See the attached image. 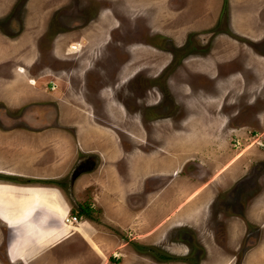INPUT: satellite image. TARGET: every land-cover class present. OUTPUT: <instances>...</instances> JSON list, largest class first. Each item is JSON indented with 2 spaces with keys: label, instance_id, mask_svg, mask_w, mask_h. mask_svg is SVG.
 I'll list each match as a JSON object with an SVG mask.
<instances>
[{
  "label": "rangeland",
  "instance_id": "obj_1",
  "mask_svg": "<svg viewBox=\"0 0 264 264\" xmlns=\"http://www.w3.org/2000/svg\"><path fill=\"white\" fill-rule=\"evenodd\" d=\"M42 2L45 3V0H31L25 9L21 8L23 12L27 10L28 13H20L21 18L27 22L33 14L36 20L40 21V28L43 30L50 24L48 27L52 29L51 34L43 39L41 53L49 56L47 52L52 35L57 34L58 37L56 49L57 41L62 42L63 48L71 44L69 50L66 47L61 55L67 58L65 64L58 65L50 61L49 65V58L45 57L43 63L37 64V69L32 67V72L46 67L38 71L42 75L37 76L40 80L36 79L35 90L39 92L48 80H52L54 84L57 82L50 74L49 67H60L64 70L61 79L67 80L61 81L62 84L56 86L53 91L59 104L57 121L60 125H68L67 122L75 123L81 135H77V138L85 140L81 145L84 151L102 150L103 147H107L102 144L104 140L112 138L119 141L120 148L126 153L133 152L140 162L141 155L146 156L145 153L156 144L154 139L156 133L171 138L182 136L181 152L187 151L191 154V151H197L201 159L197 160L195 156L192 159L189 153L183 155V160L187 157L184 163L187 171L183 170L185 173L181 171L184 175L182 186H185L188 180L192 182L193 189H189L192 196L189 194L184 196L183 202L193 198L202 200L207 183L216 178L217 173L218 176L221 175L223 168L228 165L232 169L243 162L247 167L253 161L254 153L258 150L257 143H264V0H62L54 6L51 4V8L48 9V13L55 12L51 20L50 16H47L48 13L44 12L46 9ZM16 7L17 3L12 10ZM168 28L174 29L175 33H171ZM94 35L96 43L93 41ZM187 42H190V47ZM95 44L99 46L93 49ZM134 44H141L144 48L138 49L136 54L130 49ZM6 45L5 48L0 36V77L5 79L6 77L1 74L9 71L6 63L11 56L15 55V58L19 56L21 50L26 47V42L21 35L14 45L12 42H7ZM179 45L181 47L177 48ZM125 46L136 61L132 71L143 67L141 72L149 74V92L140 101L138 92L127 94L124 87L118 90L117 95L120 98L118 99L111 86L113 73L117 67L109 64L112 61L111 53L113 51L115 56H119L122 50V56H126L127 53L123 55L126 52ZM167 50H174V56L164 54L163 51ZM55 54L57 55L56 51ZM170 61L172 62L166 66L163 75L157 76L160 69ZM121 78H124L123 74ZM99 87H102L101 91H97ZM80 88L85 93L86 101L92 106L93 112L90 106H81V102L78 103L82 99ZM10 90H13L11 86ZM35 90H31L32 94ZM3 91L8 90L3 88ZM114 103L123 104L129 109V113ZM75 106H79L80 111L74 110ZM64 115L67 118L63 119ZM66 128L63 126L60 131L43 129L36 133L22 130H8L9 132L4 134L0 132V147L5 143L8 149L14 148L9 146L11 140L19 139L24 146H28L26 145L28 143L36 146L37 143L39 147L48 143L49 149L46 150L50 153L52 144L65 146L72 143L74 134ZM220 144H223V147ZM170 151L171 154L165 153L162 156L163 159L166 158L167 163L173 161V150ZM9 152L16 154V150ZM55 152L53 150L51 153ZM17 154L19 156L20 153ZM44 155L42 154L41 158ZM96 157L99 160V157ZM40 163L39 172L34 174L33 178H25L28 181L21 185H37L38 189L42 188L44 191L56 188L58 191L54 190L61 193L62 201L55 206V215L64 216L68 211V215L62 218L63 229H72L74 223L87 221L92 227L88 230L90 239L83 242L85 246L76 240L75 234L63 237L61 234L59 236L49 234L51 237L48 239V235L45 234L46 225L43 223L39 224L38 227L42 230H38L39 236L35 239L36 234L30 235L34 233L35 218H30L31 212H27L23 216L29 219L18 227L19 235H22L24 240L33 238L43 250L32 252L31 246L17 241L13 249L14 256L10 257L8 244L13 235L11 236L9 226L0 220V264H68L72 256L81 254L89 256L86 264L103 262L140 264L133 256H128L127 259L115 257L117 254L115 251L123 253L127 248L146 253L145 257L149 262L164 261L163 263L167 264L169 262L166 261L176 260L165 250L173 241L185 243L191 250L189 253L191 258L195 255L200 264L204 258L199 246L201 239L211 243L217 241L224 245L222 239L227 226L226 219L233 215L230 205L224 201L228 198L227 194L220 192L218 197L213 199L208 218L202 222L205 225L203 235L199 237L196 231L191 230L190 224L176 227L169 223L171 231L167 234L168 238L157 248L146 246V241L141 240L152 235L155 227L158 228L157 224L147 230L141 223H136L134 229L119 231L107 220L114 216V210L108 205L106 209H102L94 204L96 195L99 196L101 193L105 195L104 192L108 188L99 186L103 185V182H99L102 170L98 168L95 171L97 179H91V183L95 182L94 185L85 190H82L83 181L77 182L76 188L81 189L79 191L75 189L77 191L75 195L74 169L55 181L50 180L49 172H45V165H49L48 162ZM101 180L106 178L103 177ZM170 190V186L164 188L160 196L163 193L166 196ZM140 197V192L129 197L128 203H125L130 207L129 213L136 215L140 212L142 215L141 208L136 206ZM49 199L52 203L51 192ZM159 213V215L156 213L158 218L161 213H164L162 217L166 215L165 211L160 210ZM200 214L201 208L194 210V215H198L196 218L200 217ZM167 215L166 221L174 220L172 212L168 211ZM73 216L76 217V221L70 218ZM65 219L71 223L65 222ZM154 220L155 218L150 219L152 222ZM199 221L200 219L197 220ZM250 229L256 231L253 227ZM67 243L70 244L66 246ZM89 245L94 253L91 252ZM248 245L244 238L241 244L235 247L236 250L230 252L232 255L221 250L223 256L220 257L213 252L216 254L213 260H220V263L216 264H240L241 256L248 254L250 248ZM220 247L223 249V246ZM21 249L25 250L26 254H22V258L17 260L16 256L21 257ZM6 254L16 261L12 262L9 259L12 262L9 263L6 258V261L3 260ZM166 256L169 258L165 259ZM76 264L81 263L77 261Z\"/></svg>",
  "mask_w": 264,
  "mask_h": 264
},
{
  "label": "crops",
  "instance_id": "obj_2",
  "mask_svg": "<svg viewBox=\"0 0 264 264\" xmlns=\"http://www.w3.org/2000/svg\"><path fill=\"white\" fill-rule=\"evenodd\" d=\"M53 2L56 1L52 0L48 6L44 7V9L48 11V9L51 8V4ZM210 17L213 18L211 14ZM205 22L209 21L205 20ZM27 24V27L33 32L34 30H37L38 26L40 25V21L38 20L37 22L36 17H34V15L32 14ZM195 26L198 27L200 25ZM168 29L171 33H175L174 29ZM27 37L28 36H26V38ZM96 40L97 39L94 35V43H96ZM70 44L71 43L67 44L63 48L62 42L57 41V54L61 56L66 47L69 50L68 46ZM98 46V44H95L93 46V49H96ZM30 47H32V45H30L29 43L26 44V47L21 50L19 56L16 57V60H22L25 62V64H30L31 59L34 56V54L31 53ZM54 79L57 81L55 82V84L57 83L56 86L60 85V83L62 84L61 81L65 82L67 80H62L61 76H57ZM25 81L26 80L24 78L20 77H14L11 81L3 80L0 78V85L3 84V88L7 90H10L11 86L13 90L16 89L21 93H25V95L32 94L31 90L33 88L29 86ZM66 87H68V84ZM72 95H76V93H72ZM73 97L75 98V96ZM80 100L81 101H78V103L81 102V106H86L83 100ZM75 101L77 103L76 99ZM73 109H77V111H80L79 106H75V108ZM81 111L84 112V110ZM68 112L71 111L68 110ZM57 116L58 113H56V111L52 112L50 121L53 124L51 123L52 125H41L37 127L36 131L43 130L49 125L52 126L50 130L56 129L60 131L64 126L67 127L66 129L69 130L71 134L73 133L75 135H73L72 143H69V145L65 146H62V144H52L50 146L52 148L51 152L55 150V153H49V151L46 150L49 149L48 143L41 144L39 148L37 147V143L36 146L32 143H30V145L28 143L26 144L28 146H24L21 145L22 140L15 139L11 140L10 142L9 146L14 147L11 149H8V146L3 143V145L0 147V166L2 167L0 168V182L19 185L24 184L26 181H28L25 178H33L34 174H37V172H39L38 165L41 164L40 162H48L49 165H45V172H49L48 174L51 178L50 180L57 181L59 177H63L66 173L69 174L71 169H78L77 173L75 174L76 179L73 182V193L76 195L77 191L81 189L79 188L78 190V188H76V183L79 181H83L84 186L82 190H85L90 185H94L95 182L91 183V181L97 179V176L94 173L99 168L103 171L99 179V182H103V185L101 184L99 186L108 188L107 191L104 192L105 195L102 193L99 196L96 195V197L94 198V204L99 205L102 209H106L108 205L111 209L114 210V216L107 218V220H109L110 223H112L114 227H116V230L119 231H127L128 229L132 228L134 229V225H136V223H141V225H143V227H145V229L147 230H149L151 226L157 224L158 228L155 227V231L152 235L141 238V240L146 241V246H154L157 248L160 247V244L162 242L165 243L166 239L168 238L167 234L171 231V228L168 227L169 223H173L172 225H175L176 227H178V225L186 226L190 224L192 225L190 227L191 230L196 231L199 234V237L203 235V233H205V231L203 230V226L205 225L202 224V222L208 218V211L211 208L213 199L215 197H218L219 193L221 192L222 194H227L228 198L224 201H226V203L230 205V209L233 212V215H229V217L226 219L227 226L225 227V235L222 239L224 240V245H221L217 241H215V243H211L210 241L201 239L199 246L201 251L203 252L204 258L202 259L200 264H209V262L211 264L213 262L214 264L220 263L219 259L213 260L214 255H216L213 254V252H216L220 257L223 256L221 252L224 251L227 252L226 254H231L230 252L235 251V247H238L239 244H241L242 239L244 238L250 245V248L247 255L241 256L240 264H264L263 142L257 143L258 150L255 151L253 161L248 165L249 168L248 166L246 167L243 162L241 164H237V167L232 169L228 165L227 167L223 168L221 175L218 176L217 173V177L211 179L212 181L210 180L208 182L207 180L208 183L205 192H203L204 198L202 200L193 198L183 202V197L188 194L191 197L192 192L190 190H193L191 188L192 182L190 183V181L188 180H186V185L182 186L184 175L181 174V171L184 173L187 171L184 165L187 157L183 160V155H187L189 153L188 155L190 156V158L193 159L195 156V159H201L200 156L197 155V151L193 150L191 151V154L187 151L181 152L180 148L183 142L181 138L182 136L171 138L159 136L158 133H156L154 135L156 144H153V148L145 153L146 156L142 154L140 162H138L137 157L134 156L133 152L126 153V151L120 148L119 141L117 139L114 140L110 138L108 140H104V143L102 144L107 145V147H103L102 150L96 149L91 151H84L81 145L85 143V140L81 141V139L79 140L77 138V135H80V132L76 129L75 123H69L65 121L68 123V125H60L58 124ZM65 118L67 117L64 115L63 119ZM69 119L71 120V117ZM221 139L223 140V138ZM220 145L221 147H223V144ZM8 150H16V154H11L12 152H9ZM170 150H173V161L172 163H167L166 158L163 159L162 156H164L165 153L171 154ZM178 150L179 152H177ZM17 152L20 153L19 156H17ZM42 154L45 155L41 158ZM96 156L99 157V160ZM87 157H90L91 159L87 161L88 163L84 164L82 160L84 161ZM204 158L205 157H203V159ZM209 170L210 168L208 169V171ZM103 177H105L106 180H101V178ZM187 182H189V184H187ZM38 186L49 187L44 185ZM169 186L171 187L170 193H168L166 196H164L163 193L162 196H160V193L163 192V189L168 188ZM50 189L51 188L46 189L45 191L42 188L37 189L36 194L32 195L29 198V202L10 204L9 206L6 205L5 209L15 211V216H12L11 218L6 217L4 222L12 223L11 232H13V234L18 237L20 230L18 229V227L21 226L23 222H26L29 219L25 218L23 215H26L27 212H31L29 217H32L33 219L35 218L36 223H34V233H30V235L35 236L36 234L35 239L39 236L38 230H42L38 226L39 224L43 223L44 225H46L45 229H47V231L45 232V234L46 236L48 235V239L51 237L49 236V234H53L55 236H59L61 234V237L68 236L69 234H75L77 235L76 240L78 239L80 244L86 242V239H90L88 230L92 228L91 225L87 221H83L81 223H74L72 229H63L64 222L62 218L68 215V211L67 214H64V216L55 215V206L62 201V196L60 192L55 191L57 190L56 188H52V190ZM75 189H77V191ZM50 192L52 195V203L49 202ZM137 192H140L141 197L136 206L138 208H141L142 215L140 214V212L136 213V215L129 213L130 207L125 204L126 202L128 203L129 197ZM57 197H59L58 201ZM166 198H168V200H166ZM199 208H201L202 214H200V217L196 218L199 214L194 215V210ZM207 208L208 210L206 211ZM160 210L162 212L165 211L166 215L162 217L164 213H161L160 217L158 218L156 213L158 214ZM168 211L173 213L172 216L174 220L171 222L166 221V219L168 218ZM151 218H155V220L152 222L150 221ZM199 219L200 221L197 222V220ZM251 227L255 228L256 231H251ZM25 232L26 231H24V233ZM86 236L88 237L86 238ZM18 238L17 240L20 241V239ZM141 240L136 241L139 242ZM68 244L70 243H67L65 245L67 246ZM82 245H84V243ZM139 245H141L142 247L145 246L143 244ZM213 245L215 249H212ZM220 246H223V249ZM89 248L91 252H93L91 245H89ZM10 249L11 251H9V256L12 257L14 256V247H10L9 250ZM165 250L169 252L168 254L176 258V260L166 261L169 262L167 264H199V261L195 257V255H193L191 258V256L189 255L191 250L188 249L185 243H176L173 241V243L171 245H168ZM115 252L117 253L115 254L116 258L119 257L127 259L128 256H133L135 258V261H140V264H150L151 262L146 259V253L144 254L137 251L135 252L132 248L131 250H128V248L125 249L123 253L118 250ZM22 254L25 255L26 251H23L21 249V257L16 256L17 260H20L22 258ZM197 255H199V253H197ZM5 258L9 263L16 261L9 258L7 254L6 256H4L3 260H5ZM193 258H195V260ZM9 259H11L12 262ZM88 259L89 256L86 257V255L81 254L76 255V257L72 256V259H69L67 263L76 264L78 261V263L86 264ZM163 262L164 261H154L151 262V264H166Z\"/></svg>",
  "mask_w": 264,
  "mask_h": 264
},
{
  "label": "flooded vegetation",
  "instance_id": "obj_3",
  "mask_svg": "<svg viewBox=\"0 0 264 264\" xmlns=\"http://www.w3.org/2000/svg\"><path fill=\"white\" fill-rule=\"evenodd\" d=\"M30 1L31 0H0V36L4 41L5 48L7 46L6 45L7 42H12V45H14V42L17 41V38L23 35L26 44L29 43L30 45H32L33 48L30 47V49H31V53L34 54L30 64H25V62L22 60H16L15 55L11 56L9 62L6 63L9 71L8 72L4 71L3 74H1L2 76H5L6 79L4 77L3 78L0 77V78L8 81H11L14 77L24 78L26 80L25 82L35 90L36 79L40 80V78L37 76L42 75L41 73H38V71L46 67H42L41 69L33 71L34 73L32 72V67L34 69H37V64H40V62L43 63L45 57L49 58V65H50V61L53 64L57 63L58 65H63L65 64L64 62L66 61L67 58L55 54L56 40L58 38L56 37L57 34L51 36L50 48L47 52L49 53V56L48 55L44 56L43 53H41L42 51L41 45L43 43V39H45V36L51 34L50 30L52 29L48 27L50 24L46 26L44 30L42 29V27L40 28L39 25L38 26L39 30L37 28L38 31L34 30L33 32L27 27L26 24L27 20H24V18L22 19L20 13L23 14L24 12H27V10H24L23 12V9L26 8V5H28ZM51 1L52 0L50 1L45 0V3L42 2L41 4L44 7H46L51 3ZM61 1L62 0L53 2L52 5L54 6ZM15 3H17V7L15 10H12ZM44 12L48 13V11H44ZM54 13L55 12L47 14V16H50V20L52 19V17H54ZM113 19L115 18L113 17ZM92 21H94V19ZM26 36L28 37L26 38ZM189 43L190 42H187V45L190 47ZM181 45L177 46V48L181 47ZM187 45L186 48L188 47ZM69 47L70 46H68V48ZM141 48H144L141 44L139 45L134 44L131 45L130 47V49L133 50L136 54L138 49ZM125 51L126 52H124L123 55L127 53L126 56H122V50H120L119 56H115L113 51L111 53L112 61H110L109 64L117 66L113 73L111 86L115 91L114 92L115 95H117L118 92L122 90L123 87L125 92H127V94L131 95L133 93L136 94V92H138L137 94L140 96L138 101H140L143 100L144 97L149 92V87H150L149 78H148L149 74L141 72L143 67L138 68L136 71H132L135 68L136 61H134L133 56L129 54L127 50V46H125ZM163 52L164 54H171L172 57L175 54L174 50H170V51L167 50ZM5 59H6V55H5ZM99 59H97V61ZM172 61L165 64L157 73V76L163 75L166 66H168L169 63H171ZM49 69L51 70L50 74L53 75L54 78L57 76H61V74H63L64 72V70H62V68L60 67H56V68L49 67ZM122 74L124 78H121ZM84 83H86V81H84ZM43 85H44L43 88L39 87L40 88L39 92L35 90L33 94H29V95H25V93H21L18 90H13L10 92L9 90L7 92L3 91V84L0 85V132H3L4 134L5 132H9L8 130L10 131L22 130L31 133H36L37 127L52 123L50 121L51 113L54 111H56V113H59L58 110L59 104L57 102L58 99L57 97H55L53 93L56 84H54L52 80H48ZM101 88L102 87H99L97 91L99 90L101 91ZM80 91H81V98L84 104L88 107L90 106L91 111L93 112L92 106L86 101L85 93L82 92V88H80ZM117 98L120 99L118 95ZM114 105L119 107L120 109L123 108L121 110L129 113V109L126 108L123 104L119 105L117 103H114ZM51 125H49L44 129L50 130L52 128ZM90 159H91L90 157H87L84 160L85 162L83 160L82 162L84 164L88 163L87 161H89ZM77 171L78 169L75 170V174L77 173ZM37 189H38L37 185H19V184L7 183V182H0V220L5 225L7 224L9 226L10 232L12 230V226H11L12 223L4 222V220L6 217L8 218H11L12 216L14 217L15 211L6 210L5 206L6 205L9 206L10 204L29 202L30 201L29 198L32 195L36 194ZM223 235H225V231ZM11 236L12 237L8 244V252L11 251V249L9 250V248L16 246L18 241L17 240L18 237L14 235L12 232H11Z\"/></svg>",
  "mask_w": 264,
  "mask_h": 264
},
{
  "label": "water",
  "instance_id": "obj_4",
  "mask_svg": "<svg viewBox=\"0 0 264 264\" xmlns=\"http://www.w3.org/2000/svg\"><path fill=\"white\" fill-rule=\"evenodd\" d=\"M19 237L20 238H18V239H20L21 243H23L25 241V243L27 244L26 246H31V251L32 252H37L38 250L39 251L43 250V248L39 247L38 243L36 244V242H34L33 238H29L28 240L27 239L24 240L22 235H19Z\"/></svg>",
  "mask_w": 264,
  "mask_h": 264
},
{
  "label": "built area",
  "instance_id": "obj_5",
  "mask_svg": "<svg viewBox=\"0 0 264 264\" xmlns=\"http://www.w3.org/2000/svg\"><path fill=\"white\" fill-rule=\"evenodd\" d=\"M70 218H72V221H76V217H70ZM69 221V220H68ZM70 222V221H69Z\"/></svg>",
  "mask_w": 264,
  "mask_h": 264
},
{
  "label": "bare ground",
  "instance_id": "obj_6",
  "mask_svg": "<svg viewBox=\"0 0 264 264\" xmlns=\"http://www.w3.org/2000/svg\"><path fill=\"white\" fill-rule=\"evenodd\" d=\"M83 41H84V40H83ZM78 44H79V43H78ZM246 147H247V146H246ZM236 156H237V155H236ZM215 177H216V176H215ZM195 193H196V192H195ZM65 222H67V223H68L69 221H68L67 219H65ZM70 223H71V222H70Z\"/></svg>",
  "mask_w": 264,
  "mask_h": 264
},
{
  "label": "trees",
  "instance_id": "obj_7",
  "mask_svg": "<svg viewBox=\"0 0 264 264\" xmlns=\"http://www.w3.org/2000/svg\"><path fill=\"white\" fill-rule=\"evenodd\" d=\"M224 1H227V0H224ZM82 210V209H81ZM165 259H168L169 257L168 256H166V257H164Z\"/></svg>",
  "mask_w": 264,
  "mask_h": 264
}]
</instances>
